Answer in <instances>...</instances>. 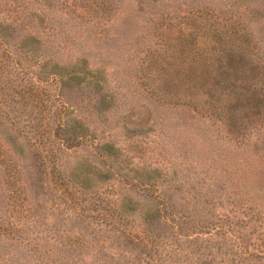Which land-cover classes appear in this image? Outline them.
I'll list each match as a JSON object with an SVG mask.
<instances>
[{
    "label": "rangeland",
    "instance_id": "obj_1",
    "mask_svg": "<svg viewBox=\"0 0 264 264\" xmlns=\"http://www.w3.org/2000/svg\"><path fill=\"white\" fill-rule=\"evenodd\" d=\"M0 264H264V0H0Z\"/></svg>",
    "mask_w": 264,
    "mask_h": 264
}]
</instances>
